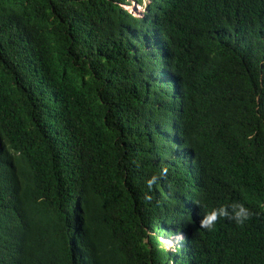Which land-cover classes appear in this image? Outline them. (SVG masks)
Listing matches in <instances>:
<instances>
[{
  "label": "trees",
  "instance_id": "16d2710c",
  "mask_svg": "<svg viewBox=\"0 0 264 264\" xmlns=\"http://www.w3.org/2000/svg\"><path fill=\"white\" fill-rule=\"evenodd\" d=\"M130 1L0 0V264H264V0Z\"/></svg>",
  "mask_w": 264,
  "mask_h": 264
},
{
  "label": "clouds",
  "instance_id": "9594fccd",
  "mask_svg": "<svg viewBox=\"0 0 264 264\" xmlns=\"http://www.w3.org/2000/svg\"><path fill=\"white\" fill-rule=\"evenodd\" d=\"M168 175V168L165 166L161 169L159 175H153L147 180V187L151 190L152 187L158 183L159 180L166 178ZM145 199L151 202V196H145ZM255 213H253L245 204L240 202H232L228 205H221L219 207L213 208L206 212L199 221L198 227L207 232H212L215 230L217 223L220 220H227L230 222H235L238 226H244L246 222L251 220ZM176 235L180 236L181 242L184 236L181 233L177 234H163L164 239L168 240ZM170 250V249H168Z\"/></svg>",
  "mask_w": 264,
  "mask_h": 264
},
{
  "label": "rangeland",
  "instance_id": "374dc122",
  "mask_svg": "<svg viewBox=\"0 0 264 264\" xmlns=\"http://www.w3.org/2000/svg\"><path fill=\"white\" fill-rule=\"evenodd\" d=\"M146 3H147V0H142V5H138L136 2L130 1V5L124 6V9H127L128 11L132 12L136 16H140L143 13L144 6ZM151 232L155 234V237L157 238L159 242V247L165 250H168V249H170V251L174 250L175 248H177L178 244L180 245L181 243V239L179 235L171 237L168 240L164 239V236H163L164 233L159 231L157 229V226L154 228V230H151Z\"/></svg>",
  "mask_w": 264,
  "mask_h": 264
},
{
  "label": "bare ground",
  "instance_id": "6f19581e",
  "mask_svg": "<svg viewBox=\"0 0 264 264\" xmlns=\"http://www.w3.org/2000/svg\"><path fill=\"white\" fill-rule=\"evenodd\" d=\"M169 242H170V241H169ZM169 242H168V243H169Z\"/></svg>",
  "mask_w": 264,
  "mask_h": 264
}]
</instances>
